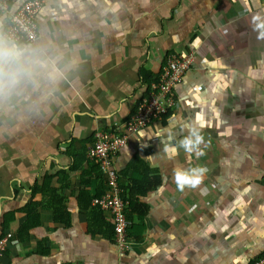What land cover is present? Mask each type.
<instances>
[{
  "label": "crops",
  "instance_id": "0c3cea01",
  "mask_svg": "<svg viewBox=\"0 0 264 264\" xmlns=\"http://www.w3.org/2000/svg\"><path fill=\"white\" fill-rule=\"evenodd\" d=\"M44 1L37 41L21 46L44 47L63 76L0 103V236L12 235L0 264H248L261 254L264 73L254 78L252 70L264 68V41L252 17L264 15V0ZM4 22L0 17V36ZM190 52L195 60L175 89L170 116L131 135L117 157L127 194L131 177L151 178L138 196L148 214L143 224L131 215L129 250H121L111 215L90 223L92 200L89 210L80 204V194L94 198L106 186L86 152L96 131L134 112L148 89L145 71L157 77L162 60ZM170 118L177 140L187 135L183 125L201 128L205 155H163L155 135ZM142 131L154 138L141 139ZM137 155L152 172L127 170ZM177 165L208 172L199 187L181 192ZM26 204L35 224L18 235L28 222Z\"/></svg>",
  "mask_w": 264,
  "mask_h": 264
},
{
  "label": "built area",
  "instance_id": "2783aa9c",
  "mask_svg": "<svg viewBox=\"0 0 264 264\" xmlns=\"http://www.w3.org/2000/svg\"><path fill=\"white\" fill-rule=\"evenodd\" d=\"M0 0V17L5 22L2 35L19 45H31L37 41V17L43 9L44 0ZM195 53L169 55L161 61L160 72L148 84L147 92L137 102L136 108L122 123L95 132L93 143L86 152L105 175L106 187L101 195L92 199V204L111 215L115 239L121 250H129L128 230L129 202L124 198L120 173L116 166L120 150L129 137L152 123L164 119L176 104L175 89L182 81L184 72L192 66ZM10 239V234L0 236V256ZM254 264H264V250Z\"/></svg>",
  "mask_w": 264,
  "mask_h": 264
},
{
  "label": "clouds",
  "instance_id": "9594fccd",
  "mask_svg": "<svg viewBox=\"0 0 264 264\" xmlns=\"http://www.w3.org/2000/svg\"><path fill=\"white\" fill-rule=\"evenodd\" d=\"M120 8L121 4L117 3L113 11L117 12ZM252 25L253 31L257 33V40L264 41V15H253ZM261 73H264V68L252 70L254 78ZM62 76L63 71L58 66L57 59L50 56L44 47L21 46L11 39L0 36V103L12 100L29 88L33 90L39 88L42 81L54 83ZM175 127V118H170L169 126L155 135L163 145L164 156L174 160L179 155L180 149H183L189 158L195 155L199 159L205 155L204 148L207 147V142L198 125H183L180 130L186 131L187 135H182L178 140L177 133L174 131ZM139 136L141 139L145 136L149 139L154 138L143 131L139 133ZM146 146V144L142 145V147ZM173 171L175 184L178 190L183 192L186 188L199 187L208 169L204 166L183 168L177 165ZM233 264H236L235 260Z\"/></svg>",
  "mask_w": 264,
  "mask_h": 264
},
{
  "label": "trees",
  "instance_id": "16d2710c",
  "mask_svg": "<svg viewBox=\"0 0 264 264\" xmlns=\"http://www.w3.org/2000/svg\"><path fill=\"white\" fill-rule=\"evenodd\" d=\"M153 79H154V77H152V79H150L148 72L145 71V73L143 74V82L149 84ZM170 114H171V110L165 115L164 121L167 119V116H170ZM71 156L73 158L75 157L74 154L71 155ZM141 165L144 166V168L147 170V172H149V173L152 172L150 167L138 155L133 158V160L131 161L130 165L127 167V170L130 169V168H133V167L136 169V168H138ZM73 167H75L74 163L72 165V168ZM96 167L100 171L99 167L98 166H96ZM127 170L125 171V173L127 172ZM100 174L102 175L101 171H100ZM49 178H50L49 175H44L43 186H45V185L47 186L48 185ZM131 178H132V181L130 183L129 193L127 194L126 191L123 189L124 190L123 196L129 202V206H128V208H129V218L132 219L131 215L135 214V215L138 216L140 222H142V224H143L144 223L143 221H144L145 217L148 214L149 208H148L147 204H145L144 202L139 200L138 196L145 194V192L147 191V184L149 183L148 181L151 180V178H149V177L148 178H146V177H143V178L142 177H131ZM154 179H157V177H155ZM105 187L106 186H104L103 189L96 194V196L97 195H101L104 192ZM37 189H38V185H37V182H35L31 186L32 193L33 192L35 193L37 191ZM53 192H54V190H53ZM87 199L90 202L84 203V201H86ZM92 199H93V196H91L88 191L83 192L82 196L80 194V204H81V206L83 208H87L89 210V208L91 206V200ZM30 207H31L30 204H26L24 206V208H23L24 211L26 212V214L28 215V222H27L26 225H24V226L19 228L18 235L19 234H27L28 230L30 228H32L34 226V224H35L34 216H33L32 212H31L32 209ZM59 213H60L59 209H58V212L55 211L56 215L58 214V216L59 215L61 216L62 213H60V214ZM102 215H103V212L100 210V208L94 206L92 208L91 212H90V223H92L91 220L93 222H95V220H94L95 218L99 219V221H100L101 218H102ZM56 220H60V219L56 217ZM60 222H63L66 225H68L67 222H64V221H60ZM105 225L107 227H109V225L107 223H105ZM135 226H139V225H135ZM134 228H137V227H134ZM130 229L128 231L129 234H130ZM112 230L114 232V229H112ZM3 235H6V234H3ZM141 237H142V231L139 232V234H137L136 239H141ZM11 238H12V235L10 234V239ZM10 239H9V242H10ZM261 255L262 254H259L255 259L251 260L248 264H254Z\"/></svg>",
  "mask_w": 264,
  "mask_h": 264
}]
</instances>
